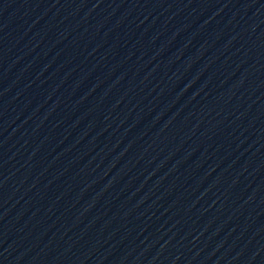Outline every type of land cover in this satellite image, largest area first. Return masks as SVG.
<instances>
[{
	"label": "water",
	"instance_id": "obj_1",
	"mask_svg": "<svg viewBox=\"0 0 264 264\" xmlns=\"http://www.w3.org/2000/svg\"><path fill=\"white\" fill-rule=\"evenodd\" d=\"M0 264H264V0H0Z\"/></svg>",
	"mask_w": 264,
	"mask_h": 264
}]
</instances>
